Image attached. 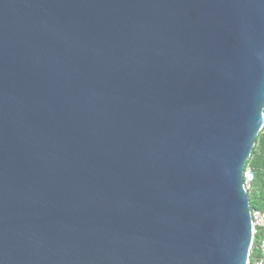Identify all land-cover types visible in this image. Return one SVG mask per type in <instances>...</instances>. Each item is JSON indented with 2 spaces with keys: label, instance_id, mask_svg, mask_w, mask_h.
<instances>
[{
  "label": "water",
  "instance_id": "obj_1",
  "mask_svg": "<svg viewBox=\"0 0 264 264\" xmlns=\"http://www.w3.org/2000/svg\"><path fill=\"white\" fill-rule=\"evenodd\" d=\"M264 0H0V264H249Z\"/></svg>",
  "mask_w": 264,
  "mask_h": 264
},
{
  "label": "trees",
  "instance_id": "obj_2",
  "mask_svg": "<svg viewBox=\"0 0 264 264\" xmlns=\"http://www.w3.org/2000/svg\"><path fill=\"white\" fill-rule=\"evenodd\" d=\"M246 167H249L254 174V181L247 192L250 209L264 213V126L256 138ZM259 239L260 235L257 233L253 239V249L249 258V264H254L257 261L264 262V255L260 249Z\"/></svg>",
  "mask_w": 264,
  "mask_h": 264
},
{
  "label": "built area",
  "instance_id": "obj_3",
  "mask_svg": "<svg viewBox=\"0 0 264 264\" xmlns=\"http://www.w3.org/2000/svg\"><path fill=\"white\" fill-rule=\"evenodd\" d=\"M254 181V174L249 167H246L243 173V184L245 190L248 192L251 184ZM251 210V209H250ZM251 220H252V241L254 236L259 233L260 239V249L264 255V213H260L255 210H251ZM254 264H264L263 261H257Z\"/></svg>",
  "mask_w": 264,
  "mask_h": 264
}]
</instances>
